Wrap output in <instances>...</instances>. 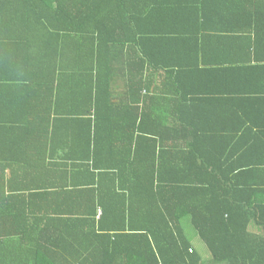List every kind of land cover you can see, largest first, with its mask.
<instances>
[{"label": "trees", "instance_id": "trees-1", "mask_svg": "<svg viewBox=\"0 0 264 264\" xmlns=\"http://www.w3.org/2000/svg\"><path fill=\"white\" fill-rule=\"evenodd\" d=\"M0 264H264V0H0Z\"/></svg>", "mask_w": 264, "mask_h": 264}, {"label": "rangeland", "instance_id": "rangeland-1", "mask_svg": "<svg viewBox=\"0 0 264 264\" xmlns=\"http://www.w3.org/2000/svg\"><path fill=\"white\" fill-rule=\"evenodd\" d=\"M184 224L186 225V229H188V234L192 237V240H193L194 244H196V245L199 246V244H197L198 241H199V242H200V247H199V248H200V250L204 251V250L206 249V246H205V244L201 241V239L198 238L197 233L195 232L193 226H192L191 223H190V220H189V219L184 220ZM199 239H200V240H199ZM206 250H207V249H206Z\"/></svg>", "mask_w": 264, "mask_h": 264}, {"label": "crops", "instance_id": "crops-1", "mask_svg": "<svg viewBox=\"0 0 264 264\" xmlns=\"http://www.w3.org/2000/svg\"><path fill=\"white\" fill-rule=\"evenodd\" d=\"M235 89H239V90H242V88H240L239 86H236ZM233 91H237V90H234ZM183 93V92H182Z\"/></svg>", "mask_w": 264, "mask_h": 264}, {"label": "bare ground", "instance_id": "bare-ground-1", "mask_svg": "<svg viewBox=\"0 0 264 264\" xmlns=\"http://www.w3.org/2000/svg\"><path fill=\"white\" fill-rule=\"evenodd\" d=\"M15 88H16V87H15ZM18 90H19V88H18ZM40 147H41V146H40ZM42 148H43V147H42ZM38 155H39V154H38ZM44 156H45V155H44ZM42 157H43V156H42ZM42 157H41V158H42ZM38 160H39V159H38Z\"/></svg>", "mask_w": 264, "mask_h": 264}]
</instances>
